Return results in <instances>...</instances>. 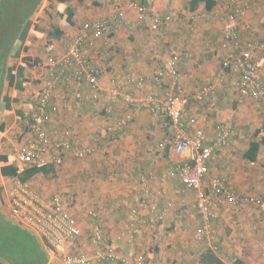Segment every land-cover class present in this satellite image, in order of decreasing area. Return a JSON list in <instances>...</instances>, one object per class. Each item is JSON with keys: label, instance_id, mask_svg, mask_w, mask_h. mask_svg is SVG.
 Wrapping results in <instances>:
<instances>
[{"label": "crops", "instance_id": "obj_1", "mask_svg": "<svg viewBox=\"0 0 264 264\" xmlns=\"http://www.w3.org/2000/svg\"><path fill=\"white\" fill-rule=\"evenodd\" d=\"M97 1L103 4L102 8L111 2V0ZM145 1L148 5L150 0ZM220 1L222 8L218 22L215 23L221 25L217 36L222 40L224 31L231 23L230 15L237 3L236 0ZM45 2L46 0L31 19L33 25L35 23L40 25V30L36 32L29 30L25 42L28 50L25 52L20 48V33L11 53L1 64L5 80L0 93L3 96L0 103V127L4 126V130L0 131V154L7 155L10 160L16 155L29 134L39 93L49 78V60L60 58L67 53L69 44L80 33L84 24L108 17L109 14L108 11H95L92 7L94 0H87L83 5L84 10L79 9L80 14L78 7H74V24L64 25L59 23V20H55L50 10L56 7L55 4L50 3L49 7L45 8ZM217 2L215 9H219V0ZM243 7L246 9L245 16L236 21L242 39L264 44V0H243ZM134 13L126 12L131 19L128 27L118 28V26L112 37L97 39L94 42L99 44L90 48L91 64L100 67L103 72L100 80L103 90L100 100L97 102L88 100L87 96L92 88L84 85L85 99L82 109L72 113L63 111L54 114L49 126L52 130L64 128L71 130L74 146L83 148L92 146L94 153L83 160L69 155L62 166L55 168L54 173L49 175L39 173L27 182L19 178L4 177L1 174L0 162L2 182L0 206L1 197L5 192L13 189L18 183H26L45 198L50 199L56 193L61 195L67 209L80 220L83 233L79 245L92 257H97L103 249L101 244L107 242V247L114 249L127 260L135 255H143L144 264H201L200 255L208 245L207 243L195 244V237L199 236L203 219L197 206L196 193L184 188L178 176L176 167L179 160L174 152L173 135L169 133V130L172 133L171 126H167V119L153 116L147 108L138 104H127L122 99L112 102L109 98L113 79H119L121 91L131 95L136 101L149 92L159 95L164 93V87L163 90L159 88L153 78L164 70V65L167 63L166 57H163L165 60L163 63H158L161 60L160 56L156 59V52L148 48L150 46L148 42L153 35L149 22L141 23ZM52 25L59 26L62 33L60 37L50 36L53 31ZM203 27L202 25V28H197L191 33L188 30V34H182V31L179 34L180 37L175 36L173 40L177 42L174 47L182 51L181 54L176 53L183 57L180 70L187 93L192 95L198 89L208 85L215 89V94L209 96V99L203 103L190 105L191 115L197 121L191 128L192 133L197 129L203 130L208 143H211L221 125L232 122L237 129V126L243 125L245 122L242 123V121L245 120L239 113L234 117L236 112L233 106H236V103H243L237 92L238 76L230 70L224 77H219L221 72L219 66L226 54L224 51H213V29L215 28ZM38 34H41V37ZM161 34V41L165 42L169 39L166 31ZM208 39L210 40L207 41ZM198 41L207 42L198 48ZM15 46L18 51L14 50ZM104 47L109 49L106 50ZM39 49L40 53H38ZM24 57L30 58L25 64L22 62ZM36 59L39 63H36ZM20 65L24 66L23 74L20 76L15 74L14 85L10 86L8 70L16 69ZM262 67L264 71V59H262ZM127 74H134L137 82L143 78V88L138 89L136 85L129 83L127 77V80L125 79ZM17 83L21 85V88L16 87ZM57 93L61 103L66 99H77L82 91L69 84L58 87ZM7 103L10 105L9 109ZM249 111L256 115V106L255 110L250 108ZM261 111L262 108L259 113ZM124 115L132 116L126 129L112 136L104 133L107 124L114 123ZM168 133L172 140L168 138ZM259 136H264V131ZM237 140L234 139L231 145L222 149V153H218L209 161L207 177L228 176L236 187L235 190L256 189L261 182L264 163H260L264 157L257 158L255 163L247 159L252 167L249 171L251 173L248 172L249 178L247 176V179L245 178L244 172L236 174L234 169L230 170L229 165L232 161L229 153L231 149L240 150L239 147H242L243 157L246 159L244 154L250 151L252 141L247 145L240 144ZM261 148L259 153L264 152ZM140 175L147 178L146 189L149 190L145 206L143 205L145 201L141 199L144 192L138 181ZM166 189L172 194L167 196L162 193ZM175 190L178 193L182 191L186 193L175 196ZM151 207L155 209L152 210ZM218 209L216 210L217 218L212 220V225L219 224L220 220L230 219V214H220ZM158 222L161 223L160 226ZM197 226H199L198 234ZM133 227H136V234L129 242V231ZM96 230L102 232L104 242L94 241L93 234ZM208 247L217 254L220 249L222 250L221 255L218 254V256L223 264H233L236 258L242 259L247 264H254L253 259L258 253L262 256L260 259L257 258L258 262L264 263V253L255 252L254 247L249 244L244 249L239 244L232 247L229 240L225 238L221 243L218 240L213 241ZM49 262H55L51 256H49ZM56 262L62 264L60 260ZM98 264L124 263L99 261Z\"/></svg>", "mask_w": 264, "mask_h": 264}, {"label": "built area", "instance_id": "obj_2", "mask_svg": "<svg viewBox=\"0 0 264 264\" xmlns=\"http://www.w3.org/2000/svg\"><path fill=\"white\" fill-rule=\"evenodd\" d=\"M235 11L231 13V23L223 33L221 49L225 52L219 77H224L226 69L237 74V92L240 100L264 99V44L244 41L236 23L246 14L243 0H236ZM127 11H133L141 23L149 22L152 31H159L164 25L173 22L172 14H164L148 5L130 1L126 8H118L108 17L95 19L83 25L80 33L71 41L67 53L60 58L49 60V78L37 99L36 113L28 136L15 155L18 172L26 168L45 165L60 167L67 156L83 160L94 153L92 146L76 147L72 142L73 133L69 129L49 128L53 115L61 112L82 109L85 99L83 86H90L88 100L97 102L101 98L100 80L102 71L91 64L90 48L93 41L109 37L115 29L127 20ZM181 58L173 53L165 64V77L171 81L170 87L163 95L149 92L139 101L121 91L119 79H113L109 98L112 102L122 99L127 104H138L147 108L156 117L167 119L172 128L174 152L180 157L177 164L178 176L186 189L197 194V206L203 219L199 234L208 236L213 233L211 218L215 208L220 204L238 205L252 202L264 217V194L249 199L235 193L227 178L216 176L208 179L209 161L215 152L228 147L236 138L237 132L232 122L219 127L211 143H208L203 130L197 129L196 118L191 115L190 105L201 104L215 94L213 87H202L189 95L182 84V76L178 73ZM138 89L143 88V80L130 79ZM157 81H160L157 78ZM72 84L82 94L74 100H63L60 103L58 87ZM132 116H122L114 123L107 124L104 133L116 134L126 128ZM207 179V180H206ZM205 181L207 182L205 184ZM147 178L141 179L143 200L147 203L149 190L146 189ZM60 194L50 199L38 194L26 183H18L1 197V206L6 217L16 226L32 233L45 247L49 256L60 260L62 264H98L100 261H120L124 264H144L143 255H135L127 260L114 249L105 247L97 257L88 255L79 245L82 230L78 219L67 209ZM143 204V205H144ZM145 206V205H144ZM154 210V207H151ZM136 227L129 231V242L135 237ZM93 239L97 243L104 242L100 230H96ZM70 246V250L68 247Z\"/></svg>", "mask_w": 264, "mask_h": 264}, {"label": "rangeland", "instance_id": "obj_3", "mask_svg": "<svg viewBox=\"0 0 264 264\" xmlns=\"http://www.w3.org/2000/svg\"><path fill=\"white\" fill-rule=\"evenodd\" d=\"M128 1L129 0H111L110 4H108V6L106 5L104 8H102L101 5H103V4L99 3L97 0H94V3H92V7L97 12L102 11V10H103V12L108 11L109 14L107 16H109V15L113 14V12H115V10H117L118 8H126V5L130 2V1L129 2ZM50 3H53L56 6L55 8H53L51 6L52 8L50 10L53 12V15L55 16V20H58V13H57L58 8H59L58 2L56 0H50L48 3L46 0L45 5H44L45 8H48ZM173 4H176V6H173ZM2 5L3 6L4 5L9 6L7 2H4ZM70 5L72 7H78V13H79V11H80L79 9H83L84 4H79L78 2H72ZM188 5H189V0H150L148 3L149 7L155 8L164 14H172L173 18H174L173 22L171 24H169L166 28L162 29V33H163V31H166V33L169 36V39L167 40L169 42L165 41V42L169 43L168 46L165 45L166 43L164 41H161V35H162L161 31H159V33L153 34L151 37V41L148 42V44L150 43L149 44L150 46L148 47L149 50L151 49L152 52H153V50H154V53L156 52V54H155L156 59L158 56H160L161 60L158 61L159 64H161L165 61L163 59V57H166V62H167L168 59L170 58V56L172 55V53L182 52L177 47H174V45L177 43L173 40V38H175V36L180 37L179 34H181L182 31H183L182 34H188L189 32L191 33L194 30H196L197 28H202V25L204 26L203 28H205L206 26L215 28V29H213L214 30V33H213V51L219 50L220 52H222V49L220 46L221 38L217 36V32L221 28V25L218 23H217L218 24L217 25L215 23V22H218L217 20H218V17L220 15V10L222 8L221 1L219 0V4H218L219 9H214L211 13L206 11L204 5L201 6L199 11L192 13L189 11ZM6 14H7L6 12L5 13L3 12L0 15L1 21L5 19ZM95 17L98 18L99 16L95 15ZM214 18H216V19H214ZM130 21H131V19H129L127 16V20L122 21L123 23L118 28H122L123 26H124L123 28L128 27L130 25ZM54 26L55 25H52V27H54ZM217 27H218V29H217ZM188 30H189V32H187ZM162 38L164 39V37H162ZM209 40L210 39H208L207 41H209ZM0 42H1V39H0ZM206 42L205 41L204 42L198 41V44H197L198 48H199V46L204 45ZM97 43L93 41L92 46L99 44V43L98 44ZM25 45H26V43H23V47H25ZM41 48H42V46H41ZM104 48L106 50L109 49L106 47H104ZM38 53H40V49H39ZM3 73H4V71H2V69L0 68V88H2V85H3L4 80H5V76H3ZM185 90H186V88H185ZM0 93H1V90H0ZM2 97L3 96L0 95V103L2 101ZM255 106H256V111H255L256 115H254V112L251 114V112L249 111L250 108L251 109L253 108L255 110ZM261 108H262V111H261V113H259ZM233 110L236 112L234 117L236 116L237 113H239V114H241V116L245 120V121H242V123L245 122L243 125L237 126V129H236L237 135H236L235 140L238 139L237 140L238 143H240V144L243 143V144L248 145L251 140L259 138V136L256 138V132L258 130L264 128V99H261V100H253V99L243 100V103H239V104L236 103V106H233ZM242 110H244V111H242ZM241 116L239 115V118ZM169 131H170L169 133L172 134L171 130H169ZM169 133H168V136H169ZM112 135H114V134H111V136ZM168 138L170 139V136ZM239 148H240V150L231 149V151H230L231 153H229L230 159L232 161L231 164L229 165V166H231L230 170L234 169V172L236 174H238L240 172H242V173L244 172L245 178H246V176H247V178H249L248 172L251 170L252 167L247 162V159H244V157H243L244 149L242 147H239ZM261 149L263 150L264 148H261ZM220 153H222V151H220L219 154ZM176 156L178 157V160L180 161V157L177 154H176ZM260 157H262V158L264 157V152L259 153L258 158H260ZM262 163H264V159L261 161L260 164H262ZM256 167L257 166H255V168ZM250 173L251 172H249V174ZM220 176H222V175H220ZM214 177H216V176H214ZM222 177H225L228 179V181H229L231 187L233 188V190L235 191V193L242 198L247 197L249 199H252L254 197H259V196H262L264 194V170H263V174L261 177L260 185L258 186V188H256L257 190L256 189H251V190L247 189L246 191L243 190L244 191L243 192V191L236 189V190H238V191H236L235 190L236 187H234V184L232 183L231 178L228 176H222ZM210 178H212V177H210ZM210 178H208V179H210ZM245 178H244L243 182L245 181ZM0 187H2L1 179H0ZM162 193L166 194L167 196L172 194L168 189H166ZM174 193H175V196H180V195H184L186 192L182 191L181 193H178L175 190ZM248 195H253V197H248ZM143 198H144V196L141 199H143ZM143 204H144V202H143ZM217 209L221 212L220 214H223V215H224V213L230 214L229 215L230 219L227 221L220 220L221 222H219V224L213 223V225H212V220L217 218L216 217L217 216L216 215ZM4 212H5V210L3 209V207L0 206V215L3 218L7 219ZM213 214H214V216L211 218L212 220L210 223H211V226L213 228L212 230L214 232L210 233L209 237L203 236V235L197 233V229L199 228L200 225L197 226L196 233L199 236L196 235L195 244L202 245L203 243H207L208 246H211L213 241L218 240V242L221 243V242H223V240L225 238H227L232 247H236L239 244L240 247H243V249H244L249 244V246L254 247L255 252H260L261 254H262V252L264 253V249H263L264 248V217L261 215L259 209L252 202L244 203V204H238V205L220 204L215 208ZM220 214H218V215H220ZM76 218L78 219V221L80 223L79 218L78 217H76ZM160 224L161 223L158 222V226H160ZM5 232H6L5 235L7 237L9 236V233H13L11 230H9L8 232L7 231H5ZM91 233H92V231H91ZM107 245H108L107 242H104L101 244V247L104 248V247H107ZM194 248L197 249L196 247H194ZM116 251H117V249H116ZM220 251H222V250L220 249ZM220 251L218 253L219 255H221ZM260 257H262V256L259 255V253L256 254L255 259H253L254 264L255 263L256 264H264V263H262L263 261L258 262ZM257 258H259V259H257Z\"/></svg>", "mask_w": 264, "mask_h": 264}, {"label": "trees", "instance_id": "obj_4", "mask_svg": "<svg viewBox=\"0 0 264 264\" xmlns=\"http://www.w3.org/2000/svg\"><path fill=\"white\" fill-rule=\"evenodd\" d=\"M43 1L44 0H0V15L3 12L7 13L5 15V19L2 21L0 20V39H1L0 68H1L2 61L5 60V58L11 53L14 47V44L16 43V40L19 37L20 33H21L20 48H22V50L25 52L28 50L27 45H25V47H22V46H23V43L26 42V38H27V35L30 29H32L35 32L40 30L39 29L40 25L38 23H35L33 25L31 19L36 13V11L41 7V4L43 3ZM49 1L50 0H47L48 3ZM56 1L58 2V5H59L58 11H57L59 23L61 24L63 23L64 25H73L74 18H75V8L72 7L70 4L72 2H78L79 4H84L87 0H56ZM132 1L138 2L142 5H147L145 0H132ZM4 2H7L9 6H5V5L3 6L2 4ZM217 3H218L217 0H189L188 9L190 12L195 13L200 10L202 5H204L206 11L211 13L215 9ZM234 11H235V8L233 12ZM167 26L168 25H164V27L162 26L163 28L161 27L159 31L162 32V29L166 28ZM115 31L109 37H112ZM159 31H152V34H156ZM61 34L62 33H61L59 26L55 25L53 27V31L50 36L52 38L53 37L58 38L61 36ZM38 36L41 37V34L40 35L38 34ZM254 42L259 43L257 41H254ZM165 45L168 46L169 44L166 43ZM16 47L17 46H15L14 50H17ZM177 55L181 58L180 62L178 63V73L181 74L182 76V84H183V87L185 88L184 81H183V74L180 70V65H181V62H183V57L178 53ZM29 59H30L29 57H24L22 62L25 64V62ZM222 62L223 61H221L220 66H219L220 69H222V66H223ZM36 63H39L38 59H36ZM15 70H17L16 73H14ZM230 70L231 69L229 67L226 69V72H230ZM23 71H24V66L22 65H20L16 69L10 68L8 70V81H9L10 86L14 85L15 74L20 76L23 74ZM4 75L5 73H3V76ZM102 75H103V72H102ZM126 77L127 79L128 78L136 79L134 78V74H127L125 76V79ZM157 78H159L160 81H157ZM140 80H143L144 82L143 78L139 79V81ZM153 80L156 81V83L159 85V88H161L162 90L164 87V90H165V91L163 90L164 93L167 92V90L170 87L171 81H166L167 79L165 77V65H164V70L156 74ZM129 83L132 84V82L130 81ZM16 87L21 88V85L17 83ZM203 87H210V85L203 86ZM6 100L7 102L9 101L8 98H6ZM7 107L8 109L10 108L9 103H7ZM167 121H166L167 126H169L170 123L169 121L168 122ZM3 130H4V126H1L0 131L2 132ZM262 131H264V128L256 132V138L260 135ZM171 138L172 137L170 136V140H172ZM170 143L172 144L171 141ZM262 146L264 147V136H259V138L255 139L254 141L252 140L250 144V151L244 154L245 158L251 162H255L259 156V149ZM168 150H169V146L167 148V151ZM219 152L220 150L216 151L215 155ZM0 162H1V174L4 177L19 178L23 182H27L28 180H30L31 178H33L35 175L39 173H43L44 175L52 174L55 172V168H56L55 166H52V165L51 166L45 165V166H40V167H35V168H29L25 170L23 173H19L18 168L16 166L15 156H13L12 160H10V158H8L7 155L0 154ZM143 177L144 176L142 175L139 176V179H138L139 185H141V179ZM190 191H194V190H190ZM196 197H197V194H196ZM9 230H11L13 233H9V236L7 237L5 235L6 233L5 231L8 232ZM0 237H1L0 238V264H58L57 262H54V263L49 262V255L45 247L32 233L14 225L8 218L5 219L1 215H0ZM200 262L201 264H223L218 254L211 247H208V246L206 247L205 251L200 255ZM233 264H247V263L243 261L242 259L236 258Z\"/></svg>", "mask_w": 264, "mask_h": 264}]
</instances>
